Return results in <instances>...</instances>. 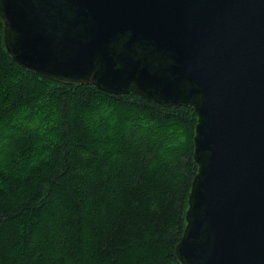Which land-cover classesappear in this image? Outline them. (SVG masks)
Instances as JSON below:
<instances>
[{"label":"water","instance_id":"1","mask_svg":"<svg viewBox=\"0 0 264 264\" xmlns=\"http://www.w3.org/2000/svg\"><path fill=\"white\" fill-rule=\"evenodd\" d=\"M24 69L197 118L180 264H264V0H0Z\"/></svg>","mask_w":264,"mask_h":264},{"label":"trees","instance_id":"2","mask_svg":"<svg viewBox=\"0 0 264 264\" xmlns=\"http://www.w3.org/2000/svg\"><path fill=\"white\" fill-rule=\"evenodd\" d=\"M196 123L24 69L0 19V264H180Z\"/></svg>","mask_w":264,"mask_h":264}]
</instances>
